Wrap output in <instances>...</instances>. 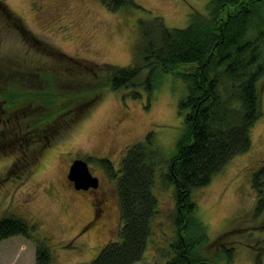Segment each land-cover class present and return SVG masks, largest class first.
I'll list each match as a JSON object with an SVG mask.
<instances>
[{"label": "rangeland", "instance_id": "374dc122", "mask_svg": "<svg viewBox=\"0 0 264 264\" xmlns=\"http://www.w3.org/2000/svg\"><path fill=\"white\" fill-rule=\"evenodd\" d=\"M0 1L12 11H0L1 83L5 68L10 75L22 73L25 78L26 70L33 68L66 69L65 60L62 63L43 49L47 45L90 66L84 69L87 72L102 73L105 64L130 66L135 63L140 20L148 23L158 17L168 28H184L191 12L207 14L211 0H134L138 7L116 11L100 0ZM40 5L45 14L38 11ZM191 69L189 64L172 72L143 68L135 86L104 89L80 119L48 145L0 149V219L12 215L32 224L33 236L49 244L50 264H88L106 243L118 238L116 180L125 150L152 132L160 150L152 184L158 210L144 254L134 264H166L176 257L175 185L163 174L184 128L178 103L187 85L180 73ZM79 77L94 85L90 73ZM258 91L262 113L250 129L249 150L232 157L207 185L191 193L196 208L186 234L196 258L205 264H253L252 245L264 239L263 216L252 214L256 194L251 183L264 160V74ZM4 127L0 116V131ZM77 158L87 162L100 180L99 191L110 198L106 217L84 232L79 230L91 216L92 194L75 189L66 178L68 165ZM102 159L111 162L113 175L101 165ZM35 250L34 241L24 235L2 239L0 264H35Z\"/></svg>", "mask_w": 264, "mask_h": 264}, {"label": "trees", "instance_id": "16d2710c", "mask_svg": "<svg viewBox=\"0 0 264 264\" xmlns=\"http://www.w3.org/2000/svg\"><path fill=\"white\" fill-rule=\"evenodd\" d=\"M100 1L111 11L138 7L134 0ZM0 6L12 13L1 1ZM19 28L23 29L21 24ZM43 49L50 57L65 60L66 69L33 68L26 70L27 78L22 73L10 75L7 68L1 70L0 116L5 127L0 131V149L9 146L14 150L17 145L23 151L20 148L30 144L48 145L75 124L104 89L135 86L143 68L172 72L180 65H190L191 71L180 73L187 85L178 103L183 133L168 161V172L163 174L175 185L178 226L176 257L166 264H205L196 258L186 234L196 208L191 193L207 185L232 157L250 148V129L262 113L258 81L264 74V0H211L207 14L191 12L184 28H168L158 17L148 23L140 20L135 63L105 64L102 73L84 71L90 66L50 45ZM88 73L94 85L79 77ZM159 151L152 132L127 146L116 180L121 219L118 238L106 243L88 264H134L142 258L158 210L152 184ZM100 163L110 175L116 172L110 161ZM251 183L256 194L253 217L264 220V160L253 172ZM18 234L34 241L35 264L51 263L49 244L33 236L32 224L12 215L0 219V241ZM252 249L253 264H264V239Z\"/></svg>", "mask_w": 264, "mask_h": 264}, {"label": "flooded vegetation", "instance_id": "af4514ba", "mask_svg": "<svg viewBox=\"0 0 264 264\" xmlns=\"http://www.w3.org/2000/svg\"><path fill=\"white\" fill-rule=\"evenodd\" d=\"M38 11L42 14H45V10L43 8L42 5H40L39 8H37ZM3 11L6 14H10L7 12V10H5L4 8H1L0 11ZM16 23V22H15ZM71 164L68 165L67 171H66V178H67V174L69 171V167ZM98 178V176H96ZM68 180V178H67ZM99 178H98V187L96 188H88L85 191L87 192H91L92 194V200L90 201V205H91V216L90 218L82 225V227L80 228L79 232H84L86 229V227H88V225L96 223L98 221H100L101 219L103 220L106 217V213L108 212V209L110 207V198L108 197V195L106 194V192H101L99 191ZM71 183V185H73L72 181H69ZM79 190H83V189H79ZM83 230V231H82ZM187 264V263H186ZM189 264V263H188Z\"/></svg>", "mask_w": 264, "mask_h": 264}, {"label": "water", "instance_id": "95a60500", "mask_svg": "<svg viewBox=\"0 0 264 264\" xmlns=\"http://www.w3.org/2000/svg\"><path fill=\"white\" fill-rule=\"evenodd\" d=\"M67 177L75 189L86 190L98 186V178L90 172L87 162L81 158L72 161Z\"/></svg>", "mask_w": 264, "mask_h": 264}]
</instances>
